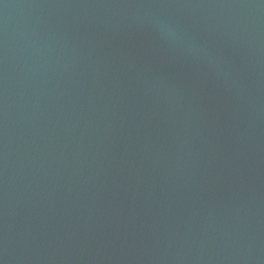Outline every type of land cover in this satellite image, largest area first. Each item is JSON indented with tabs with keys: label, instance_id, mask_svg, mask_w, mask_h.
Here are the masks:
<instances>
[{
	"label": "water",
	"instance_id": "water-1",
	"mask_svg": "<svg viewBox=\"0 0 264 264\" xmlns=\"http://www.w3.org/2000/svg\"><path fill=\"white\" fill-rule=\"evenodd\" d=\"M0 264H264V0H0Z\"/></svg>",
	"mask_w": 264,
	"mask_h": 264
}]
</instances>
